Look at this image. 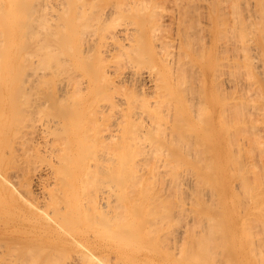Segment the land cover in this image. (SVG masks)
Listing matches in <instances>:
<instances>
[{
	"label": "bare ground",
	"instance_id": "6f19581e",
	"mask_svg": "<svg viewBox=\"0 0 264 264\" xmlns=\"http://www.w3.org/2000/svg\"><path fill=\"white\" fill-rule=\"evenodd\" d=\"M213 18L215 51L238 50L214 118L195 73ZM0 25V229L45 228L67 264L156 242L172 264H264V0H0Z\"/></svg>",
	"mask_w": 264,
	"mask_h": 264
},
{
	"label": "rangeland",
	"instance_id": "374dc122",
	"mask_svg": "<svg viewBox=\"0 0 264 264\" xmlns=\"http://www.w3.org/2000/svg\"><path fill=\"white\" fill-rule=\"evenodd\" d=\"M169 8H170V7H169ZM169 8H168V10H170ZM252 10L254 11L255 8H252ZM201 18H202V17H201ZM213 19H214V18H213ZM213 19H212V23H213V25L210 26V28L212 27V29H211L212 32L209 33L208 31H206L205 33H207V34H206V36L204 35L205 37H204V40H203V41L205 42V43H203V44H206V46H207V48H206V46H205V49H208V47H209V50H208V51L206 50L205 53L208 52L210 56L213 55L212 57H210V56L207 57V56H208V55H207L208 53L205 54V57L207 58V60L209 59L210 66H208V70H207V68H206L207 66H206V64L204 63L205 61L207 62L206 58H205V60L203 61V60H202V59L204 58V57L202 56L203 54H202L201 56L199 55L198 58L196 57V58H197V59H196V65L198 66V68H197V66L195 65V67H196V69H197V70L195 69V73H196V75L199 74V75H197L199 79H202V76H204V75L206 76V75L208 74V75H207V83H208V84H207V86H205V87H206L205 90H207V96L209 97L207 100H209L208 102H209V104H210V106H211V107H210V110H213V113H212V112H211V113H212V117L214 118L215 115H216V107H217V106L215 107V105H216V104H215V101H216V99H217V97H216L215 95L218 94V89H217V91H216V89H215V88H216L215 85H216V83H217V78H218V77H219V78L221 77V78H222V81H224L225 78H229L228 71H225V72H224V69H223V68L226 67V65H225V64H227V63H226V60L229 59V60H231V62L233 61V60L230 58V55H231V57H232V55L236 54V55H234L232 58L237 57V52H238V50H234L235 52H236V51H237V52H236V53L234 52L233 54H232L233 51H232V52L230 51L231 53H230L229 56H228L226 53L222 52L218 47H217V48H218V51H215V50H217V49H216V46H218V43H219V42L216 41V35L214 34L215 31L213 30V28L215 29V24H217V23H218V24L216 25V26H218L217 29L220 28L219 26H220L221 22H218V19H217V18H216V21H215V19H214V20H213ZM202 20L204 21V19H202ZM215 22H216V23H215ZM202 23H203V22H202ZM214 23H215V24H214ZM174 24H175V23H174ZM174 24L169 25V27H170V28H168L169 31L172 30V29H171L172 26H174L175 28L177 27V26H175L176 24H175V25H174ZM1 26L3 27V25H0V27H1ZM5 26H6V25H4V28H3V29H5V28L7 29V30H5L6 33H7V31H8V33H11L12 30H14V33H16V31L18 30V29H17V28H18V25H17V28H14V27H12V25H9L10 29L8 28V26H7V27H5ZM167 27H168V26H167ZM174 27H173V28H174ZM175 28H174V29H175ZM0 29H2V28H0ZM8 29H9L10 31H9ZM168 29H167V31H168ZM174 29L171 31L172 33H171V32H168L169 34L171 33V34H170L171 36H172V35L175 36V34H177V29H176V31H175ZM15 30H16V31H15ZM38 30H40V29L38 28ZM38 30H37V32H38ZM215 30H216V29H215ZM219 30H221V29H219ZM35 31H36V30H35ZM174 32H176V33H174ZM8 33H7V35H9ZM14 33H13V34H14ZM205 33H204V34H205ZM208 33H209V34H208ZM40 34H41V33H40ZM10 35H11V34H10ZM18 35H21V34L19 33V31H18ZM174 36H173V39H176V40H177V41L174 40V42H175V43H176V42H179V41H178V38H176L178 35H177L176 37H174ZM208 36H209V37H208ZM213 36H214V39H212ZM256 36L258 37L259 35H256ZM256 36H254V37H255L254 40H253V41H254V42H253L254 45H253L252 47H255V44L260 40V36H259V38H258L259 40L256 38ZM17 37H18V40H19V36H17ZM209 38H210V40H209ZM202 39H203V38H202ZM205 39H206V40H205ZM207 39H208V40H207ZM256 39H257V40H256ZM213 40H214V41H213ZM255 40H256V41H255ZM207 41H208V42H207ZM217 42H218V43H217ZM259 42H260V41H259ZM208 43H209V46H208ZM212 43H213V44H212ZM178 44H179V43H176L175 45L178 46ZM177 46H176V49H177ZM198 46H201V44L198 45ZM256 46H257V44H256ZM213 47H214V48H213ZM205 49H204V50H205ZM253 49H254V50H253ZM253 49H251L252 51L250 50L251 53H252L251 56H250V59L252 58V55H254V54H255V55H254L255 57L258 56V54H260V57L263 55V53H262V55H261L259 48H258V51H257L256 47L253 48ZM212 50H213V51H212ZM219 50H220L221 52H220ZM250 51H249V52H250ZM254 51H257V52H259V53L256 55L257 52H254ZM249 52H248V54H250ZM253 52H254V53H253ZM222 53L225 54V55L222 56ZM239 53H240V51H239ZM220 54H221V55H220ZM240 54H241V53H240ZM240 54H239V55H240ZM216 55H217L218 58H216ZM218 55H219V56H218ZM221 56H222V57H225V58H222ZM226 56H228V57H226ZM239 57H240V56H239ZM255 57L252 58L253 61H251V65H252L253 62L256 63L255 60H254ZM260 57H256V61H259V60L262 61V60H264L263 56H262V59H261ZM213 58H214V59H213ZM220 58H221L222 61L220 60ZM226 58H228V59H226ZM257 58H258V60H257ZM216 59H218V60L216 61ZM197 60H198V63H197ZM200 60H202V61H200ZM214 60H215V61H214ZM219 60L222 62V64H223L225 67H223V68H221V67H217L218 65L221 64V62H220ZM224 60H225V61H224ZM229 60H228L227 62L231 63ZM199 62H200V64H199ZM202 62H203L204 64H201ZM216 62H219L220 64H219V63L216 64ZM211 63L213 64V66H212ZM224 63H225V64H224ZM261 63L264 64L263 61H262ZM259 64H260V62L258 63V65H257V64H253V66H251V69L253 70V73H254V74H256L254 71H256V70H257L256 72L259 71L258 74L253 75V77H252V74L250 73L252 78H254V76H255L256 78L259 77L258 80H257L256 78H254V79H256L255 81H256V83H257V84L255 83L254 86L258 85L259 82H260V84L262 83L261 86L264 85V83H263L264 81H262L263 78L261 79V76L263 77L264 74H261V73H260L261 70H262V68H264V67H262L261 70H259V69H260L259 67H260V65H261V64H260V65H259ZM202 65H203V67H202ZM215 65H216V66H215ZM254 65H255V66L257 65V66H259V67L252 68V67H254ZM262 66H263V65H262ZM195 67H194V68H195ZM201 67H202V69H201ZM211 67H212V68H211ZM216 67H217V68H216ZM227 67H228V65H227ZM227 67L225 68L226 70L229 69V68H227ZM220 68H221V71H220ZM231 68H232V67H231ZM257 68H259V69H257ZM199 69H201V70H199ZM215 69H216V71H215ZM232 69H234V67H233ZM232 69H231V70H232ZM222 70H223V72L225 73V74H223V76H221V74L223 73ZM244 70H245V69H244ZM247 70H248V69H247ZM263 70H264V69H263ZM232 71H233V70H232ZM232 71H229V73H231ZM245 71H246V70H245ZM198 72H200V73H198ZM216 72H217V73H216ZM220 72H221V73H220ZM201 73H203V74L201 75ZM206 73H207V74H206ZM218 73H219V74H218ZM226 73H227V75H226ZM248 73H249V71H247V76H248ZM262 73H263V71H262ZM212 74H213V75H212ZM215 74H217V75H215ZM236 74H237V73H236ZM259 74H261V76H260ZM200 75H201V77H200ZM211 75H212V76H211ZM218 75H219V76H218ZM243 75L246 77V80H247V82H248V81H249V78H250V75H249V78L246 76V72H244ZM213 76H214V77H213ZM215 76H216V77H215ZM217 76H218V77H217ZM224 76H228V77H224ZM241 76H242V75H240V77H241ZM244 76L241 77L242 82H240V83L237 82V81H239L240 79L237 80V76H236V80H237L236 83H238L239 86H240L241 84H245V83H246V81H245V83H244V80H245ZM238 77H239V76H238ZM210 78H211V79H210ZM213 78H214V79H213ZM219 78H218V79H219ZM247 78H248V79H247ZM252 78H250V80H252ZM259 79H261V81H259ZM203 80L205 81L204 78H203ZM214 80H216V82H215ZM219 80H221V79H219ZM219 80H218V81H219ZM210 81H211V86H210ZM213 81L215 82V85L213 84V83H214ZM255 81L252 80V81H249L248 83L253 84ZM220 82H221V81H220ZM222 83H223V82H222ZM213 85H214V86H213ZM221 85H222V84H221ZM223 86L229 88L228 84H226V83L223 84ZM241 86H245V85H241ZM246 86H247V85H246ZM246 86H245V87H246ZM252 86H253V85H251V87H252ZM254 86H253V87H254ZM208 87H209V88H208ZM245 87H244V88H245ZM211 88H212V90H211ZM228 88H227V90H228ZM239 88H240L241 91H243L242 89H244V88H241V87H239ZM263 89H264V88H263ZM229 90H230V89H229ZM229 90H228V91H229ZM210 93L212 94V96H211ZM214 93H215V94H214ZM216 93H217V94H216ZM203 94H206V91H204ZM213 95H214V97H213ZM212 97H213V98H212ZM211 98H212V99H211ZM212 105H213V107H212ZM212 108H213V109H212ZM198 121H199V120H198ZM198 121H196V122H198ZM200 123H201V122H200ZM210 123H211V122H210ZM212 123H213V121H212ZM202 124H204V123H202ZM202 124H201V126H202ZM208 124H209V123H208ZM170 125H173V124L170 123ZM199 125H200V124H199ZM204 125H205V124H204ZM206 125H207V124H206ZM211 125H212V124H211ZM175 126H176V125H174V129H175ZM209 126H210V125H209ZM176 128H177V126H176ZM18 193H20V192H17V196L20 198V194L18 195ZM17 229H18V230H17ZM21 229H22V230H21ZM24 229H25V230H24ZM27 229H28V230H27ZM34 229H35V231H30V230H34ZM36 229H37V230H36ZM13 230H16V231H13ZM10 231H11V232H10ZM20 231H21V232H20ZM23 231H24V232H23ZM26 231H27V232H26ZM37 231H38V232H37ZM40 231H41V232H40ZM9 232H10V233H9ZM28 232H30V233H28ZM31 232H35V233L33 234V233H31ZM42 233H43V234H42ZM27 234H28V235H27ZM44 234H45V228H30V229H29V228H13V229H12V228H1V229H0V236H1V237H0V239H1L0 246L2 247L3 244H1V243H4V242H6V244L4 243V245H5L4 248H1V247H0L1 250H2V251L0 250V251H1V252H0V256H1V257H0V264H2V263H1V262H2L1 259H5L4 261H7L5 255H8V254L12 253V255L14 256L15 252H17L16 254H18L19 251H22V252H21V253L19 252V256H17V255L15 254L16 258L14 257V260H15V261L17 260V262H18V261H19L18 259H21V258H17V257H20L21 254H24V253H25L24 256H22V258H23L24 260L22 259V260H23V261L21 260L22 262L19 261L21 264H23V263H25L24 261H26V260H25V257H27V256H25L26 253H28L29 250H32V249H35V248H36V250L38 251V254H39L40 256L42 255L41 257L43 258V259H41V257H40V259H41V261H40L39 256H37V255H38V254H37V251L33 250V252H34V251L36 252V255H35V252L32 254V253H30V251H29V253L32 254L33 256L35 255V256H34V259H36V256H37V258L39 259V263H38V260H35V261H36V264H44V263H45V264H48L47 262H48L49 260H51V257H52V260H53V259H55V260L57 259V261H58L60 258L63 259V258H62V253H60V254H61L60 257H59V254L56 253V250H57V249H55V250L52 249L53 254H52V251L50 252V250H49L50 248L47 247L48 244L46 243V237H45ZM22 235H23V236H22ZM3 236H4V237L6 236V237H5L6 240H9V241H6L5 238H3ZM15 236H16V237H15ZM21 236H22V237H21ZM24 236H25V237H24ZM19 237H21V238H19ZM32 237H33V238H37V239H33ZM7 238H8V239H7ZM10 238H11V239H10ZM12 238H13V239H12ZM30 238H32V239H30ZM39 238H40L41 240H40ZM14 239H16V240H14ZM2 240H5V241L3 242ZM21 240H22V241H21ZM33 240H34V242H33ZM13 241H14V242H13ZM23 241L26 242L25 245H24V242H23ZM30 241H31V242H30ZM7 242H9V244H7ZM17 242H18V243L20 242V244L23 242L22 245H24V247L27 246V247H25V249L29 248V250H28L27 252H25V249H24V251H23V247H22L21 245H19ZM11 243H12V244L15 243V244L12 245ZM29 243H30V244H29ZM10 244H11L12 246H14V245L16 246V245L18 244L19 246L17 245L18 247L16 246V247H17L16 249H18V248L20 247L21 250H20V248H19V249H18L19 251H18V250L15 251L16 249L13 248L12 246L10 247ZM33 244H34V245H33ZM104 244H105V243H104V240H103V245H104ZM7 245H8L9 250L6 248ZM36 245H37V246H36ZM43 245H45V247H44ZM147 245H148V246H147ZM15 246H14V247H15ZM32 246H33V247H32ZM34 246H35V248H34ZM38 246H42V249H43V247H44V248H45L44 250H46V248H49V249H47L46 251H44V250L42 251V249L39 248ZM150 246H151V245H150ZM150 246H149V244H145V245H144V247H147L148 249H147V248H144V247H141V248H137V247H136V248H135V252H134L133 254H128V255H127L126 257H124V258H119L120 261H116V260H119V259L116 258V255H115L116 253H114V251H113V249H112L113 247H111L109 244H105V245H104V249H103V250H105V251H103V258H105L106 261H108L107 259H110V257H108V256H110V255L113 256V257L111 256L112 260L110 259L109 262H106V261H105V262H106L105 264H108V263L110 264V261H112L111 264H113V261H114V264H115L116 262H117L116 264H118V263L120 264V262L123 263V264H128V263H130V264H143V262H145V261H146L145 264H167V263H168V264H172V262H168V261H169L168 259H167L168 261L166 262V258H165V257H167L166 252H167L168 250L166 249L167 251H165V250H164L165 248L163 249L164 246L161 247L160 244L157 243V242H156L154 245H152L153 247H152V246L150 247ZM157 246H158V247H157ZM154 247H155V248H154ZM11 248H12V249H11ZM107 248H108V251L110 250V252H111L112 254H111L110 252H107ZM149 248H151L152 250H151V249L149 250ZM166 248H167V247H166ZM40 249H41V251H42L43 253L40 251ZM145 249H146V250H145ZM153 249H155V250H153ZM48 250H49V252H50V255L47 254V253H49ZM111 250H112V251H111ZM156 250H157V252H156ZM159 250H161V252H160ZM7 251H8V252H7ZM9 251H11V252H9ZM12 251H13V252H12ZM14 251H15V252H14ZM39 251H40L41 253H40ZM146 251H147V252H146ZM153 251L156 252V253H155V252H154V253H155L157 256H156L155 254L152 253ZM57 252L59 253V252H61V251H60V250H57ZM164 252H165V253H164ZM6 253H7V254H6ZM13 253H14V254H13ZM63 253H64V252H63ZM107 253H108V254H107ZM113 253H114V254H113ZM142 253H143V254L145 253V254L143 255ZM161 253H162V256H163L162 259H163V260L165 259V261H163V262H162V259L160 258V257H161L160 254H161ZM30 254H28V257H27L28 259H30V258H29V257H30ZM45 254H46V255H45ZM51 254H52V256H51ZM55 254H56V255H55ZM105 254H106V256H105ZM136 254H137V255H136ZM138 254H139L141 257H143V258H141ZM141 254H142V255H141ZM167 254H168V252H167ZM12 255H11V256H12ZM43 255H45V256H43ZM47 255H48V257L50 256V259L47 258ZM57 255H58V256H57ZM121 255H122V253H121ZM158 255H159L160 257H159ZM9 256H10V255H8L7 258H9ZM11 256H10V257H11ZM13 256H12V258H13ZM33 256H32V257H33ZM53 256H54V258H53ZM55 256H57V257H55ZM114 256H115V257H114ZM132 256H133V258H132ZM137 256H138V257H137ZM32 257H31V258H32ZM45 257H46V258H45ZM58 257H59V258H58ZM128 257H129V259H125V258H128ZM130 257H131V259H130ZM135 257H137V258H135ZM157 257H158V259H161V260L159 261V260L157 259ZM12 258H10V259H12ZM27 258H26V259H27ZM44 258H45V259H44ZM167 258H168V257H167ZM10 259H8V264H9L10 261H11ZM28 259H27V260H28ZM34 259H32V260H34ZM47 259H48V260H47ZM133 259H134L135 261H134ZM136 259H138V261H137ZM144 259H145V260H144ZM156 259H157V260H156ZM9 260H10V261H9ZM14 260H13V261H14ZM42 260H43L44 262H43ZM45 260H46V262H45ZM52 260H51V261H52ZM103 260H104V259H103ZM148 260H149V262L147 263ZM151 260H152V262H151ZM175 260H176V262H175L174 264H177V263L179 262V259L177 260V258H175ZM15 261H14V263H13L12 261H11V262H12L13 264H15V263H16ZM51 261H49V262H51ZM63 261L65 262L66 260L63 259L62 262H63ZM68 261H69V260H68ZM158 261H159V263H158ZM26 262H27V261H26ZM31 262H32V261H31ZM42 262H43V263H42ZM64 262H63V264H64ZM127 262H128V263H127ZM141 262H142V263H141ZM5 263H6V262H5ZM5 263L3 262V264H5ZM20 263H18V264H20ZM29 263H30V262H29ZM53 263H54V262H52V264H53ZM56 263H57V262H56ZM67 263H68V262H67ZM67 263L65 262V264H67ZM6 264H7V263H6ZM27 264H28V262H27ZM30 264H31V263H30ZM32 264H34V261L32 262ZM49 264H51V263H49ZM57 264H61V263H57ZM69 264H70V263H69Z\"/></svg>",
	"mask_w": 264,
	"mask_h": 264
}]
</instances>
